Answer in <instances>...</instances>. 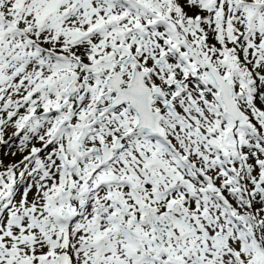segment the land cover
Masks as SVG:
<instances>
[{
	"label": "snow or ice",
	"instance_id": "obj_1",
	"mask_svg": "<svg viewBox=\"0 0 264 264\" xmlns=\"http://www.w3.org/2000/svg\"><path fill=\"white\" fill-rule=\"evenodd\" d=\"M0 264H264V0H0Z\"/></svg>",
	"mask_w": 264,
	"mask_h": 264
}]
</instances>
